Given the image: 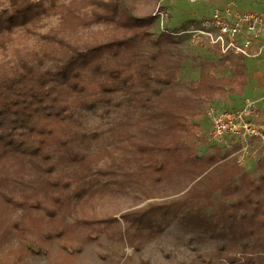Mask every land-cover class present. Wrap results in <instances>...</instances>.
<instances>
[{"label": "trees", "instance_id": "trees-1", "mask_svg": "<svg viewBox=\"0 0 264 264\" xmlns=\"http://www.w3.org/2000/svg\"><path fill=\"white\" fill-rule=\"evenodd\" d=\"M177 31L155 35L118 0H0V243L37 233L72 264L105 233L137 250L178 221L211 238L221 264H264V158L253 179L193 145L199 108L243 93L246 57L208 47L215 58L178 79L162 46ZM144 40L158 48L143 54ZM98 109L113 113L107 126L85 129ZM135 192L145 204L79 217L95 197Z\"/></svg>", "mask_w": 264, "mask_h": 264}, {"label": "rangeland", "instance_id": "rangeland-1", "mask_svg": "<svg viewBox=\"0 0 264 264\" xmlns=\"http://www.w3.org/2000/svg\"><path fill=\"white\" fill-rule=\"evenodd\" d=\"M228 2H236V7L242 11H264V0H118V5L120 11L126 15L143 18L145 26L149 27L155 35H159L165 30L171 32L186 29L189 25L198 23L199 20L209 16L214 7ZM158 10L167 12L166 21L163 23L152 16ZM89 31L95 32L98 39L107 36L102 25L92 26ZM172 37L173 41L165 40L162 46L172 52L171 55L166 54V57H170L176 63L178 79L196 78L199 72L198 60L215 58L213 52L210 51L211 48L192 45L188 36L184 34L180 36L173 34ZM27 43L32 44L33 40ZM133 43L143 54L158 48L157 45L147 40L133 41ZM245 63L248 69L247 84L243 93L230 101L234 106L215 102L199 108V123L203 138L193 141L194 148L199 154L219 151L221 155L223 153L228 155L226 159L233 160H236L237 156H230L235 149L231 138L221 143H215L209 139L211 120L207 113L208 108L238 107L242 105L243 98L251 97L256 99L259 112L264 116V45L256 56L246 57ZM225 71L228 72L227 69ZM101 110L88 113L83 124L85 129L99 130L107 126L113 113L104 115L101 114ZM260 153V151L255 153L252 150L239 164L253 179L259 175L257 162L260 159ZM139 196V192H135L123 196L95 197L82 204L78 209V214L79 217L118 216L127 209L145 204L146 200H142ZM109 237L105 233L99 237L98 241L84 245L81 251L74 254L72 264H221L220 258L225 255L218 253L217 246L207 235L188 231L178 221L168 226L157 238L143 241L137 250L125 242H117ZM199 251L202 253V258L197 256ZM62 253L54 241L48 242L40 239L37 233L29 234L27 241H23L22 244L15 238H11L6 243H0V264H58Z\"/></svg>", "mask_w": 264, "mask_h": 264}, {"label": "built area", "instance_id": "built-area-1", "mask_svg": "<svg viewBox=\"0 0 264 264\" xmlns=\"http://www.w3.org/2000/svg\"><path fill=\"white\" fill-rule=\"evenodd\" d=\"M162 10L155 15L163 23L167 12ZM174 34H184L192 45L216 48L222 54L256 56L262 48L257 43L264 36V15L239 10L236 2H228L214 7L209 16ZM207 113L211 120L209 139L221 143L231 138L235 149L230 156L237 155L239 164L252 150L260 151V159L264 158V116L259 112L256 99L247 97L242 105L234 108L210 107Z\"/></svg>", "mask_w": 264, "mask_h": 264}, {"label": "crops", "instance_id": "crops-1", "mask_svg": "<svg viewBox=\"0 0 264 264\" xmlns=\"http://www.w3.org/2000/svg\"><path fill=\"white\" fill-rule=\"evenodd\" d=\"M239 9V8H238ZM258 13H261V14H263L264 15V11H261V12H258ZM258 45H261V47H263V45H264V36H262L260 39H259V42L257 43ZM261 50H262V48H261ZM261 52V51H260ZM245 65H246V63H245ZM246 69H247V65H246ZM247 74H248V69H247ZM237 97V95H233V96H231L228 100H226V101H223V104L224 105H233L232 104V102H230L231 100L233 101L235 98ZM243 101H244V98L242 99V104H243ZM234 106V105H233Z\"/></svg>", "mask_w": 264, "mask_h": 264}]
</instances>
